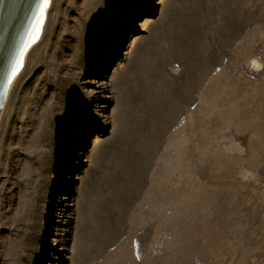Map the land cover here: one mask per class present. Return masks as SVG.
Masks as SVG:
<instances>
[{"label": "rangeland", "instance_id": "obj_1", "mask_svg": "<svg viewBox=\"0 0 264 264\" xmlns=\"http://www.w3.org/2000/svg\"><path fill=\"white\" fill-rule=\"evenodd\" d=\"M0 264H264V0H52L0 116Z\"/></svg>", "mask_w": 264, "mask_h": 264}, {"label": "bare ground", "instance_id": "obj_2", "mask_svg": "<svg viewBox=\"0 0 264 264\" xmlns=\"http://www.w3.org/2000/svg\"><path fill=\"white\" fill-rule=\"evenodd\" d=\"M5 1L7 3V6H5L7 8V11L5 14V19H0V33L3 29L4 24L8 22L10 16H13V14L17 12L21 0ZM51 1L52 0H36L35 5L32 6L30 12L28 11L27 13L29 15V22L24 30V33L21 34V37L19 38V42L17 43V47L15 48L14 53H12L13 56L11 57V61L9 62V66L6 67L5 81L0 98V116L6 105L9 93L12 89V86L14 85V82L25 67L29 50L42 38ZM3 8L4 6L2 7V9ZM26 19H23L19 30H21L22 25L25 24ZM16 39L17 37H15V44L17 41ZM18 72L19 74L17 76Z\"/></svg>", "mask_w": 264, "mask_h": 264}, {"label": "water", "instance_id": "obj_3", "mask_svg": "<svg viewBox=\"0 0 264 264\" xmlns=\"http://www.w3.org/2000/svg\"><path fill=\"white\" fill-rule=\"evenodd\" d=\"M35 3L36 0H21L17 12L13 14V16H10L8 22L4 24L0 33V98L5 81L6 67L9 66V62L13 56L12 53H14L17 43L19 42V38L21 37V34L24 33V30L29 22V15L27 13L28 11L30 12L31 7L34 6ZM3 6L4 8L2 9ZM5 6H7L6 1L0 0V19H5L6 17L5 14L7 8ZM24 18H27L25 24H23L21 30H19ZM15 37H17L16 44Z\"/></svg>", "mask_w": 264, "mask_h": 264}]
</instances>
